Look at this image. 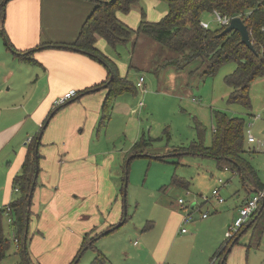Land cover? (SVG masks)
Masks as SVG:
<instances>
[{
  "label": "crops",
  "instance_id": "obj_1",
  "mask_svg": "<svg viewBox=\"0 0 264 264\" xmlns=\"http://www.w3.org/2000/svg\"><path fill=\"white\" fill-rule=\"evenodd\" d=\"M93 5L90 0H8L5 7L4 30L13 49L0 34V207L19 195L13 178L22 170L27 139L40 132L48 115L56 111L53 109L59 97L71 90L79 93L61 106L42 130L30 219L37 234L32 233L29 243V253L39 264H44L42 256L51 248L48 245L61 242L65 248L72 244L62 262L69 264L85 234L92 229L91 235L98 234L122 216L113 166H117V157L124 164L132 144L117 154L99 142V118L107 90L82 92L104 82L107 70L80 51L49 46L73 42ZM116 16L132 25L122 12ZM152 44L151 59L145 63L148 68L160 50L159 44ZM96 47L114 61L109 56L110 46L102 38L97 39ZM20 51L30 52L28 57L35 62L19 59L16 52ZM118 71L122 75L120 67ZM123 95L118 96L112 111L127 112L125 107L129 108L130 102ZM138 136L137 129L135 139ZM118 168L123 173V165ZM219 180V186L224 184ZM235 197L238 204L239 195ZM211 213L206 218L192 215L187 231L181 232L183 211L171 210L156 237L142 235L138 251L151 258L152 264H214L216 260L221 264V257L213 256L225 240L228 220L209 218ZM38 244L43 245L40 250ZM226 264L235 262L228 260Z\"/></svg>",
  "mask_w": 264,
  "mask_h": 264
},
{
  "label": "rangeland",
  "instance_id": "obj_2",
  "mask_svg": "<svg viewBox=\"0 0 264 264\" xmlns=\"http://www.w3.org/2000/svg\"><path fill=\"white\" fill-rule=\"evenodd\" d=\"M141 11L148 21L156 22L167 12V4L164 0H139L129 12H122L126 18L129 17V23L132 24H128L129 27H137ZM201 17L211 28L218 27L214 13L205 12ZM139 38L135 44L132 41L116 49L108 47L109 56L120 67L122 76H126L133 84H136L139 76H143L145 82L142 88L137 87L135 95L124 93L123 97L130 102L129 108L125 107L127 112H111L108 123L100 129L99 142L103 141L104 145H109L108 148L114 149L117 154L120 149L133 145L142 136L149 139L150 145L145 148V156L132 157L128 162L124 222L95 239L94 245L83 251L77 264H90L96 250L104 253L108 264H152L151 258H144L138 251L143 243L142 235L156 237L163 229L166 216L171 210H181L184 213L185 210L178 202L179 198L188 205L194 202L199 206L192 213L193 216L199 214L201 217V213L212 212L209 218L228 220L225 227L228 233L227 224L233 223L248 196L240 177L232 174L229 169L217 167V161L213 157L177 150L178 147H187L198 139L197 125L202 129L204 145H210L214 128L211 115L213 110L244 119L247 149L245 157L264 183V75L251 83L250 108L228 103L231 87L225 83L224 77L235 69V62H228L214 75L205 76L199 73V61L192 60L183 70L176 72L163 61L165 55L159 56L148 68L145 63L151 59L154 49L150 45L157 43L146 36ZM137 129L139 136L135 139ZM249 133L254 137L253 142L247 141ZM130 155H127L124 163ZM153 156H163L164 159ZM116 165L113 166L116 175L114 180L119 184L117 196L122 201L120 188L123 186L122 178L125 173L119 171L118 166L123 164L118 161V157ZM175 178L187 183V188L173 182ZM219 179L224 182L221 186L217 184ZM215 187H219V195L224 200L216 212L218 204L212 197ZM236 195H239L238 204L234 202L237 200ZM204 197L207 198L206 201L203 200ZM188 224L182 227L187 230ZM3 228L11 245L8 255L0 264H23L7 217H4ZM33 232L37 234L30 223V237ZM226 237L225 234L224 238ZM234 237L238 238L237 243L231 247L225 264L228 260L235 264H264V214L255 220L249 217ZM134 241L138 245H134ZM48 246L51 248H47L46 254L42 256L44 264L64 263L72 248V244L65 248L62 242L50 243ZM42 247V244L37 245L38 250ZM198 249L199 246L196 247V252ZM30 254L32 262L36 263L31 251ZM214 264H218V260Z\"/></svg>",
  "mask_w": 264,
  "mask_h": 264
},
{
  "label": "trees",
  "instance_id": "obj_3",
  "mask_svg": "<svg viewBox=\"0 0 264 264\" xmlns=\"http://www.w3.org/2000/svg\"><path fill=\"white\" fill-rule=\"evenodd\" d=\"M90 1L94 4L93 8L83 21L77 37L73 42L63 45L68 49H78L80 52L101 63L107 70L106 80L91 88L102 86L111 77L108 84L103 87L107 90V94L101 105L98 127L107 124L113 104L120 94L129 92L135 95L137 92L136 84H133L126 76H122L118 71L116 63L96 47L98 38H102L108 46L116 49L118 46L126 45L132 41L135 44L136 40L141 36L149 37L160 46L157 58L165 55L163 59L165 64L172 66L178 71L183 70L192 60H197L200 63L199 73L201 76L214 75L222 65L228 62H235V69L224 77L225 83L231 87L227 102L241 104L246 108L251 107L249 95L251 83L256 78L264 75V0H164L167 4L165 15L160 20L151 22L145 18L144 12L141 11L136 28H131L121 22L117 18L116 12H129L137 5L139 0ZM6 3L4 0H0V29H2L4 35ZM215 11L221 15L231 17L240 16L247 26L253 49H250L246 44L241 42V36L238 31L232 30L222 33L226 27L225 25H218L216 28H211L210 26L207 28L203 27L201 25L202 14L205 12L214 13ZM7 41V46L13 49L8 39ZM16 54L21 60L35 62L28 57L30 52L24 53L20 51L19 53L16 52ZM78 94L77 92V95L73 98H76ZM65 104L67 102L56 105L53 110L57 111ZM211 115L214 128L212 129L210 145H204L201 138L202 129L197 125L198 139L192 141L187 147H178L177 150L213 157L217 161L218 167H226L235 171L248 194L246 199H249L264 188V183L260 181L255 168L245 157L247 149L245 147L244 119L242 117L227 116V114L218 110H213ZM38 135L39 132L27 142V153L22 164V170L13 178V185L18 187V197L0 207V261L8 255L11 245V240L6 236L3 228L6 207L9 206L12 218L9 225L13 232V241L17 239V253L21 257L23 264H39L32 262L29 255V243L31 239L29 236V224L32 211L31 204L29 207L27 206L28 193L36 168L35 154L38 159L40 158L39 151L35 153L36 146L39 148L41 145V138L39 139ZM149 145V139L142 136L133 143L130 151L132 154L145 156V148ZM154 157L156 159H164V157ZM128 165L129 163L123 164L124 173ZM122 182H124V177L122 178ZM173 182L187 188V183L178 178L173 179ZM122 191L123 186L120 188L121 197ZM261 203L262 200L258 204V209L251 215V219L255 220L261 214H264V206L260 210ZM122 218L123 198L120 220ZM112 226L110 225L108 228ZM93 231L94 229L83 236L80 247L69 264L78 263L81 254L85 250L84 246L89 241L92 242L87 248L94 245L93 243L97 234L91 235ZM237 239L234 236L229 239L226 238L213 257H221V261L223 258L225 261L229 253L227 251L228 248L237 243ZM224 261L223 264H225ZM90 264H108V259L104 253L96 250V254Z\"/></svg>",
  "mask_w": 264,
  "mask_h": 264
},
{
  "label": "built area",
  "instance_id": "obj_4",
  "mask_svg": "<svg viewBox=\"0 0 264 264\" xmlns=\"http://www.w3.org/2000/svg\"><path fill=\"white\" fill-rule=\"evenodd\" d=\"M214 16L215 19L217 21V23L219 25H225L227 26L230 22V19L232 18L231 16H227V15H221L218 12H214ZM201 25L205 28L209 27V24L207 22H203L201 21ZM136 86L138 88H142L143 86V77L140 76ZM77 95V91L71 90L68 91L67 93H65L64 95H62L61 97H59L56 101H55V105H61L66 103L67 101H69L70 99H72L73 97H75ZM31 139V137H29L27 139V142H29ZM247 141L248 142H253L254 141V137L249 133L247 136ZM220 182H222L221 180H219ZM14 190L18 192V187H14ZM212 197L215 199L217 204L222 203L224 200L222 199V197L219 195V188L215 187L212 190ZM264 197V188L261 189L260 191H258L256 194H254L251 198L246 199L243 203V205L239 208V215L234 219L233 223L230 224L228 226V233H227V237L226 238H232L233 236H235L240 228L242 227V225L247 221V219L249 217H251V215L258 209V204L259 202L263 199ZM204 201L207 200L206 197L203 198ZM179 204L181 205V208H183L185 210V212L182 215V226L188 224L189 222L192 221L193 217H192V213L194 212V210L196 208H199V206L194 203L193 207H191V203L188 205L184 202V200L182 198H179L178 200ZM209 215L208 212H204L201 213V218H206ZM5 217H7V222H11V215H10V207L7 206L6 207V212H5ZM181 232H186V228L182 227ZM14 241L17 244V239H14ZM137 242L134 241V244H136ZM164 264H168V263H164Z\"/></svg>",
  "mask_w": 264,
  "mask_h": 264
},
{
  "label": "water",
  "instance_id": "obj_5",
  "mask_svg": "<svg viewBox=\"0 0 264 264\" xmlns=\"http://www.w3.org/2000/svg\"><path fill=\"white\" fill-rule=\"evenodd\" d=\"M8 0H4V2H7ZM232 30H236L239 32L240 36H241V42H243L244 44H246L250 49H253V46H252V43H251V40H250V37H249V32H248V29H247V26L244 24L243 20L241 19L240 16H233L231 19H230V22L229 24L223 29L222 33H226V32H229V31H232ZM0 33L3 35V39H4V42L6 44H8V41L5 37V35L3 34V31L2 29H0ZM49 46H56V47H66L65 45H58V44H50ZM74 50H77L79 51L78 49H75ZM28 52V51H27ZM26 52V53H27ZM111 78V77H110ZM109 78L108 82L111 80ZM103 84L102 86H98V87H94V88H90L86 91H84L83 93H88V92H91V91H96L100 88H103L105 87L107 84ZM82 93V94H83ZM55 113V111H52L49 116L47 117V119L45 120L40 132H39V135H38V138L40 139L41 138V135H42V130L45 128L46 124L48 123L50 117ZM38 151V146H36V149H35V153H37ZM140 154H132L128 157L127 161H126V164H128L130 158L132 157H135V156H138ZM145 155V154H144ZM163 157V156H161ZM35 164H36V168H35V172H34V179H33V182H32V185H31V188L29 190V193H28V198H27V206L29 207L30 204H31V199H32V194H33V190H34V187H35V183H36V179H37V176H38V158H37V155L35 154ZM126 185H127V175H126V171H125V176H124V182H123V191H122V196H123V218L122 220L117 223L116 225H113L112 227L108 228V229H105L104 231H102L101 233H99L95 239H98L100 238L101 236L109 233L110 231L114 230L115 228L119 227L125 220V216H126V204H125V194H126ZM194 203L191 204V207H193ZM264 206V199H262V203H261V206H260V210L263 208ZM28 219V217H27ZM92 241H89L88 244L84 247V249H87L88 245L91 244ZM231 247L228 248V252L230 251ZM223 261H224V258L222 259L221 261V264H223ZM75 264V263H74Z\"/></svg>",
  "mask_w": 264,
  "mask_h": 264
}]
</instances>
